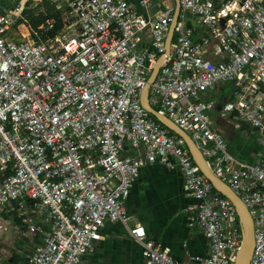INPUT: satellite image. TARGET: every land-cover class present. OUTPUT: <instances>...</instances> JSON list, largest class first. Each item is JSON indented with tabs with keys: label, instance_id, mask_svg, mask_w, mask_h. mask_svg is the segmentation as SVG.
Returning a JSON list of instances; mask_svg holds the SVG:
<instances>
[{
	"label": "built area",
	"instance_id": "obj_1",
	"mask_svg": "<svg viewBox=\"0 0 264 264\" xmlns=\"http://www.w3.org/2000/svg\"><path fill=\"white\" fill-rule=\"evenodd\" d=\"M70 16L30 28L38 2L0 0V238L38 233L24 264H80L105 221H119L149 264H234L240 222L184 140L145 110L140 93L165 53L175 0H48ZM169 55L147 101L186 132L211 172L242 200L253 221L249 264H264V158L229 151L205 94L230 83L219 115L264 138V0H177ZM193 21L194 24L189 22ZM172 158L188 228L204 236L205 256L175 259L132 223L125 201L141 166ZM35 219V220H34ZM45 226L47 229H45Z\"/></svg>",
	"mask_w": 264,
	"mask_h": 264
},
{
	"label": "crops",
	"instance_id": "obj_2",
	"mask_svg": "<svg viewBox=\"0 0 264 264\" xmlns=\"http://www.w3.org/2000/svg\"><path fill=\"white\" fill-rule=\"evenodd\" d=\"M231 91L232 85L224 83L205 94L216 102L211 111L214 125L223 133L230 153L239 161L249 163L257 157L264 158V138L255 128L245 122L236 126L219 115V105L229 98ZM172 161V158L165 163L156 160L140 167L125 201L127 213L132 223L144 227L147 237L169 247L175 259L205 256L207 242L198 229L187 227L183 211L185 206L194 204L195 199L183 192L178 168L169 167ZM15 219L0 238V264H24V254L39 242L38 233L16 229L20 222ZM93 244V251L85 255L80 264H149L141 256L139 243L129 237L119 221H105ZM7 249L11 252L9 256L3 255ZM14 255L19 256L16 262Z\"/></svg>",
	"mask_w": 264,
	"mask_h": 264
},
{
	"label": "water",
	"instance_id": "obj_3",
	"mask_svg": "<svg viewBox=\"0 0 264 264\" xmlns=\"http://www.w3.org/2000/svg\"><path fill=\"white\" fill-rule=\"evenodd\" d=\"M179 13V4L175 0V9L170 22L169 30L165 40V53L161 55L153 64L152 71L147 79L146 84L140 93V103L142 107L153 115L160 123L167 127L171 132L180 136L184 142L188 151L194 161L199 167L201 173L209 180L214 189L219 191L222 195L226 196L231 203L234 205L238 220L240 222L241 230V244L236 253V259L234 264H249L250 257L254 247V232H253V221L249 214L248 209L242 200L230 189V187L222 182L217 176H215L209 169L204 157L200 150L191 140L190 136L179 128L174 122L167 118L164 114L152 108L147 101V94L150 83L154 80L158 68L164 63L165 57L169 55L170 41L173 34V28L177 21V15Z\"/></svg>",
	"mask_w": 264,
	"mask_h": 264
},
{
	"label": "trees",
	"instance_id": "obj_4",
	"mask_svg": "<svg viewBox=\"0 0 264 264\" xmlns=\"http://www.w3.org/2000/svg\"><path fill=\"white\" fill-rule=\"evenodd\" d=\"M38 2L36 9L42 8L43 11H38V13L33 14L32 11H25L28 17V24L30 28H35L38 24L44 21L46 18H52L54 20V27L51 31V34H54L60 28H62L65 21L70 20L68 14V9L65 6H59L57 4L50 3L48 0H26V4L33 2ZM171 134H174L170 131ZM18 223L20 222L18 218L15 219ZM14 262L18 261L17 255H14Z\"/></svg>",
	"mask_w": 264,
	"mask_h": 264
},
{
	"label": "rangeland",
	"instance_id": "obj_5",
	"mask_svg": "<svg viewBox=\"0 0 264 264\" xmlns=\"http://www.w3.org/2000/svg\"><path fill=\"white\" fill-rule=\"evenodd\" d=\"M35 2H36V1H35ZM0 242H2V241L0 240ZM0 244H1V243H0ZM0 248H1V246H0ZM4 253H5V254H4ZM4 253H3V255H5V256H9V254H10L11 252H10V250L7 249V252H4Z\"/></svg>",
	"mask_w": 264,
	"mask_h": 264
}]
</instances>
